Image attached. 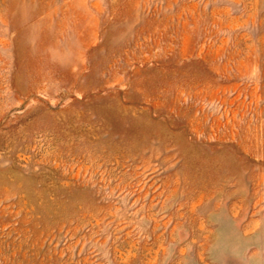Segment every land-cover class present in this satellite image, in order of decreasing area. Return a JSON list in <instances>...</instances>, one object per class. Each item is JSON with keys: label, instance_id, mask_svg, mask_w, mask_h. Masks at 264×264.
<instances>
[{"label": "rangeland", "instance_id": "rangeland-1", "mask_svg": "<svg viewBox=\"0 0 264 264\" xmlns=\"http://www.w3.org/2000/svg\"><path fill=\"white\" fill-rule=\"evenodd\" d=\"M0 264H264V0H0Z\"/></svg>", "mask_w": 264, "mask_h": 264}]
</instances>
